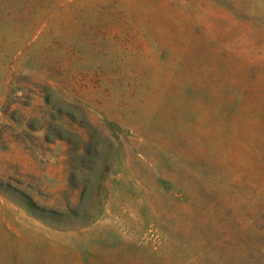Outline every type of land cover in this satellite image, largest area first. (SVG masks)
<instances>
[{
    "label": "rangeland",
    "instance_id": "rangeland-1",
    "mask_svg": "<svg viewBox=\"0 0 264 264\" xmlns=\"http://www.w3.org/2000/svg\"><path fill=\"white\" fill-rule=\"evenodd\" d=\"M0 264H264V0H0Z\"/></svg>",
    "mask_w": 264,
    "mask_h": 264
}]
</instances>
